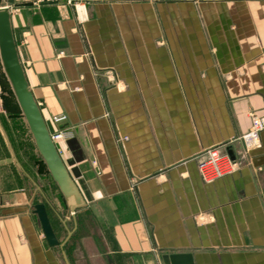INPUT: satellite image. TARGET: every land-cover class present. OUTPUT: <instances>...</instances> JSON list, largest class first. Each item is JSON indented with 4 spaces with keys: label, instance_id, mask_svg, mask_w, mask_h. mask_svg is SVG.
Wrapping results in <instances>:
<instances>
[{
    "label": "crops",
    "instance_id": "crops-1",
    "mask_svg": "<svg viewBox=\"0 0 264 264\" xmlns=\"http://www.w3.org/2000/svg\"><path fill=\"white\" fill-rule=\"evenodd\" d=\"M1 4L50 132L70 135L56 146L86 201L70 264H264V131L252 150L240 140L264 116V0H98L80 16L56 0ZM1 127L0 264H64L31 209L41 196L66 236L55 195ZM210 148L236 168L207 183Z\"/></svg>",
    "mask_w": 264,
    "mask_h": 264
},
{
    "label": "water",
    "instance_id": "water-1",
    "mask_svg": "<svg viewBox=\"0 0 264 264\" xmlns=\"http://www.w3.org/2000/svg\"><path fill=\"white\" fill-rule=\"evenodd\" d=\"M0 0V62L21 114L25 120L34 146L40 155L52 181L57 187L66 205V215L61 220L66 236L59 241L52 229L45 204L33 205V214L37 217L43 240L47 246L57 247L64 264H70L64 246L76 230V213L85 208L86 201L77 184L71 178L56 144L53 142L49 128L27 82L23 67L19 60L14 39L10 8L1 5ZM0 129L2 130L1 124ZM4 134V133H3ZM72 221L73 229L66 226ZM164 264H193L190 254H171L163 257Z\"/></svg>",
    "mask_w": 264,
    "mask_h": 264
},
{
    "label": "rangeland",
    "instance_id": "rangeland-1",
    "mask_svg": "<svg viewBox=\"0 0 264 264\" xmlns=\"http://www.w3.org/2000/svg\"><path fill=\"white\" fill-rule=\"evenodd\" d=\"M2 5V4H1ZM0 122L3 127L6 129L9 141L11 146L14 149V152L24 167L27 173L33 177L37 184L45 185L46 189L50 188L51 193H53L52 203L54 208L57 209V213L64 219L66 215V206L60 195L56 192L55 184L53 183L40 155L38 154L29 130L26 126L25 120L21 114V111L18 107L16 99L12 93L10 85L6 79V76L3 72L1 62H0ZM3 140L0 134V141ZM3 157L6 158L7 162H10L9 165L5 166V172L17 171V167L14 164L13 159L11 158L10 152L3 142ZM13 162V163H12ZM6 184V183H5ZM22 186V184L20 183ZM29 190H33V185L29 182L26 183ZM58 200H57V199ZM43 203L41 196H36L32 204V210L34 204ZM51 203V204H52ZM48 216L51 222L54 225L55 231L57 233V238L59 241L63 240L65 237V232L62 230L61 224L55 214L47 208ZM67 227L70 228L71 221H67ZM76 237L72 239L74 242ZM60 255L58 248L54 249Z\"/></svg>",
    "mask_w": 264,
    "mask_h": 264
},
{
    "label": "built area",
    "instance_id": "built-area-1",
    "mask_svg": "<svg viewBox=\"0 0 264 264\" xmlns=\"http://www.w3.org/2000/svg\"><path fill=\"white\" fill-rule=\"evenodd\" d=\"M66 6L72 7L78 16L86 14L85 6L88 3L98 0H56ZM63 116H54L51 121L58 123L63 120ZM50 131V130H49ZM264 131V116L251 115V124L248 132L241 136L240 140L246 151L256 148L260 143V134ZM50 136L55 144L64 138H69L66 132H50ZM236 168V164L225 152L218 148H210L203 153L202 160L198 164V171L204 182L212 183L223 177L231 175Z\"/></svg>",
    "mask_w": 264,
    "mask_h": 264
},
{
    "label": "trees",
    "instance_id": "trees-1",
    "mask_svg": "<svg viewBox=\"0 0 264 264\" xmlns=\"http://www.w3.org/2000/svg\"><path fill=\"white\" fill-rule=\"evenodd\" d=\"M61 196V195H60ZM61 198H62V196H61ZM63 199V198H62ZM64 201V200H63ZM32 204H33V202H32ZM35 205V204H34ZM45 208H46V211H47V206L45 205ZM47 214H48V212H47ZM49 217V216H48ZM49 221H50V224H51V226H52V229H53V231H54V233H55V235H56V237H57V233H56V231H55V228H54V225H53V223L51 222V220H50V218H49ZM75 235H76V233H73L72 234V236L70 237V239L68 240V242L65 244V246H64V251H65V253H66V255H67V258H68V260H69V262L71 261V256H72V252H73V245H72V239L75 237ZM58 239V238H57Z\"/></svg>",
    "mask_w": 264,
    "mask_h": 264
}]
</instances>
